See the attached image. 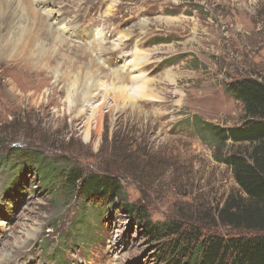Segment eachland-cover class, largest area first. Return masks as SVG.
I'll list each match as a JSON object with an SVG mask.
<instances>
[{"label":"rangeland","instance_id":"1","mask_svg":"<svg viewBox=\"0 0 264 264\" xmlns=\"http://www.w3.org/2000/svg\"><path fill=\"white\" fill-rule=\"evenodd\" d=\"M46 12L43 25L69 33L47 62L0 66V158L38 148L118 174L155 222L208 223L238 190L217 157L240 146H217L203 124L245 122L225 86L264 77V0H54ZM95 29L102 40L86 39ZM20 173L0 164V264H163L135 217L97 214Z\"/></svg>","mask_w":264,"mask_h":264},{"label":"trees","instance_id":"2","mask_svg":"<svg viewBox=\"0 0 264 264\" xmlns=\"http://www.w3.org/2000/svg\"><path fill=\"white\" fill-rule=\"evenodd\" d=\"M225 90L242 105L245 122L228 129L204 123L203 130L217 146H240L217 157L231 170L238 190L214 215L204 213L208 223L201 226L155 222L145 208L128 200L118 174L87 172L66 157L52 159L38 148L12 147L0 164L36 175L49 193L93 206L97 214L119 208L135 217L145 238L159 244L157 258L163 264H264V77L234 80ZM219 227L231 234H219Z\"/></svg>","mask_w":264,"mask_h":264},{"label":"bare ground","instance_id":"3","mask_svg":"<svg viewBox=\"0 0 264 264\" xmlns=\"http://www.w3.org/2000/svg\"><path fill=\"white\" fill-rule=\"evenodd\" d=\"M56 1L57 0H55V2ZM53 3L54 0H0V54L3 56L2 59H4L0 62V66H4V64H6L10 67L21 68L23 62L30 63L31 66H35L38 60L40 61L43 59L44 61H46V59H51L50 55L55 54L54 45L58 43L61 44V46L63 45L64 42L63 40H61V37H64L63 35L65 33H69L67 28H64L63 26H58L57 30H55L57 32L55 33L56 36H53L50 32V29L52 28L51 25H43V23H48L49 18L54 19L56 13L51 12L50 14H47L46 12V9L48 7H51V4ZM33 4H36L37 7L40 8L39 11L42 10L40 14H38L37 9L35 10L33 8ZM42 14L45 15H43L42 17ZM40 16L43 18L44 21L40 20ZM54 21L56 22L57 20ZM37 23H41L42 28L38 26ZM2 31L5 32L2 33ZM43 33L47 36L45 38H51L52 44L49 48H45V44L41 45L40 49L36 43L37 41L39 42V39L41 38L40 36ZM87 35L85 36L86 39H90L92 42H98L102 40L101 37L103 33L102 31L95 29L90 33V38ZM2 41H4L3 44ZM95 46L99 48L101 44L99 43ZM35 47L40 52V55L35 53ZM30 48L32 49L30 50ZM47 65L49 64L46 63V66ZM1 69H3V67H1ZM168 80L173 82V78L170 76L168 77Z\"/></svg>","mask_w":264,"mask_h":264}]
</instances>
